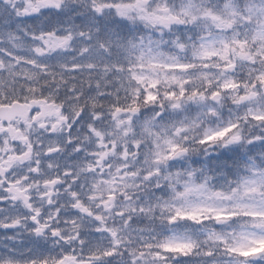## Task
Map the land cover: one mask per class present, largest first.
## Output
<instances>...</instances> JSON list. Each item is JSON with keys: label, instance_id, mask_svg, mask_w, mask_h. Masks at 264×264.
<instances>
[{"label": "snow or ice", "instance_id": "obj_1", "mask_svg": "<svg viewBox=\"0 0 264 264\" xmlns=\"http://www.w3.org/2000/svg\"><path fill=\"white\" fill-rule=\"evenodd\" d=\"M0 264H264V0H0Z\"/></svg>", "mask_w": 264, "mask_h": 264}]
</instances>
